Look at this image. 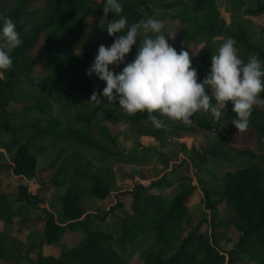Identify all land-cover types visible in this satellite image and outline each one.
<instances>
[{
    "label": "trees",
    "instance_id": "1",
    "mask_svg": "<svg viewBox=\"0 0 264 264\" xmlns=\"http://www.w3.org/2000/svg\"><path fill=\"white\" fill-rule=\"evenodd\" d=\"M44 2L43 8L30 9V0H0V14L16 23L22 39V44L11 53L13 67L5 70L8 78L0 79V131L12 136L0 148L10 153L13 174L29 179L36 176L39 155L49 148L56 151V158L50 164V179L42 182L37 192H32L26 181L18 185L15 201L23 203L18 209L12 208L13 201L2 191L0 174V260L19 262L26 258L25 264H134L121 253L128 244H134L136 249L146 236L155 233L156 240L144 255L142 264H234L241 255L249 256L256 264H264V156L259 155L264 150V107L259 108L258 105L253 108L248 126L255 137L258 152L251 148L239 149L229 144L224 136H219L216 144L202 152L198 150L193 158L196 164L212 162L216 168H229L220 177L217 198L210 195L212 182L204 184L210 221L208 218H202L195 224L190 221L189 203L197 187L192 184V178L185 177L180 179L181 188L170 202L152 192L156 185L164 182L162 179L148 186L137 183L132 190L118 193L116 203L103 216L105 219L118 207H125L121 196L131 197V212L120 217L118 238L109 232L88 228L87 194L91 193L98 199L107 198L116 185L115 167L118 164L143 163L139 152H126L118 147L117 137L108 126L119 122L115 115L123 110L119 99L110 103L103 96V89L93 87L96 73L87 74L99 46L115 41L120 35L110 36L107 31V22L119 17L110 12L105 21L103 7L106 0ZM119 2L124 9L121 15L126 17L129 27L152 17L156 9L188 5L190 15H177L174 19L182 25L181 50L189 51L192 42L202 45L204 62L196 69L200 82L210 74L217 39L234 38L238 54L245 62L255 54L264 63V46L252 41L244 22L228 23L221 15L217 0ZM256 4L250 14L264 15V0H256ZM84 16L95 17V20L89 22L82 19ZM2 26L0 21V29ZM163 32L167 37L165 28ZM141 40L142 37L138 36L125 60L118 67L109 65L110 70L118 74L127 63L133 62ZM35 72H40V79L33 77ZM94 91L101 99L99 105L91 101ZM207 91L210 94V89ZM260 98L264 99V92ZM212 103L216 104L214 99ZM232 107L229 102L221 109L219 121L210 112L207 116L202 111L194 123L212 132L221 122L227 121L234 134L238 129L232 123L236 119ZM156 115L159 117L158 113ZM148 116L146 111H141L137 117L129 116L131 135L138 139L146 137L163 141L166 134L180 136L182 132L194 129V124L181 126L182 121H171L166 117H159L164 120L165 127L158 129ZM147 149L151 150L150 147ZM86 155L96 161L95 170L90 169L86 162H79ZM64 186H67L66 191L59 196L62 221L53 211L43 207L45 241L48 244L58 241L75 221L83 224L85 236L71 249L61 250L57 256L44 255L34 245L24 254L7 253V235L11 232L14 218L31 207L42 209L40 204L45 203L42 192ZM223 203L225 208L221 213L218 207ZM206 223L211 233L203 230ZM231 225L238 230L239 237L227 256L218 246V238L223 236L218 229H228ZM187 228L190 229L188 233L181 236V230ZM33 250H36L35 258L30 256ZM167 252L168 256L165 255Z\"/></svg>",
    "mask_w": 264,
    "mask_h": 264
},
{
    "label": "rangeland",
    "instance_id": "2",
    "mask_svg": "<svg viewBox=\"0 0 264 264\" xmlns=\"http://www.w3.org/2000/svg\"><path fill=\"white\" fill-rule=\"evenodd\" d=\"M217 2L221 11V15L228 23H232L234 21H240V23L244 22L252 36V41L264 46V15L255 16L250 14V11L257 7L256 0H217ZM44 6V0H30L29 3L30 9L43 8ZM155 12L158 15L162 14V12L157 9ZM171 12H173V15L171 13L168 17L173 19L167 20V17L160 19H166L163 20V23L165 24L167 36L169 34H176L174 39L169 37L168 41L179 52L183 47V43L180 39L182 25L179 20L174 19V16L181 15L188 17L190 15V7L188 5H179L173 8ZM82 19L93 22L95 17L84 16ZM223 42L224 40L218 39L215 41L217 46L215 48L214 54L218 53V50ZM113 43L114 41H108L105 43V45L110 47ZM189 53L192 56V65L194 67L202 66L204 62V52L202 50V45H197L196 43L192 42L190 44ZM79 54H81V52H79ZM33 77L36 80L40 79V72L33 73ZM7 78L6 71H0V79L6 80ZM93 87L103 89L106 87V81L101 80L96 74V80L93 82ZM258 107L263 108L264 105H258ZM205 114L208 116L209 112ZM115 115L120 118V122L117 124L109 123L108 126L118 138L120 137L119 135L122 136V133L123 135L127 134V128H129L128 126L130 125L128 119L129 114L121 111L115 113ZM181 126L189 127V125H185L183 122L181 123ZM219 136H224L227 138V142L229 144L239 149L251 148L258 152V147L254 143L255 137L250 129L247 128L246 130L240 132L238 129L234 134H232L227 121L221 122L219 126L212 132H208L206 129L199 127L195 131L190 132L187 136H183L179 139L170 137L171 141L168 140V143H165L164 145L161 144V147H164V151H144L145 155L143 154V156L145 162L143 165L138 167H117V176L124 182V184L117 189L114 188L113 193L111 192L107 198L98 199L91 193L87 194L86 201L87 205L89 206V218L87 222L88 228L91 230L109 232L113 234L115 238H118L121 229L120 217L131 212L129 205L130 196H121L122 201L125 203V207L122 209L118 207L113 214L108 215L105 219L103 218L109 208L116 203L115 199L118 193L127 190L129 187H132V184L135 182L143 183L144 185L148 186L151 182H158L159 179H162L164 182L160 184V186L156 185L152 192L160 194L166 199V201L170 202L172 197L178 193L181 188L180 179L185 177L192 178V184L198 188L197 192L193 194L189 203L190 209L188 216L190 221L193 224L197 223L202 218H208V221H210L211 212L205 203V195L203 192V187L205 186L204 184L208 181L212 182L213 187L211 188L210 195L212 198H217L219 195L216 191L219 189L220 177H222L224 170L229 168L223 166L221 169H219L216 168L211 162L196 164L195 169L191 170L190 166H188V161L193 160L198 150L199 152H202L203 150L216 144L219 141ZM11 138V134L0 131V145L9 142ZM183 154L187 156V159L183 157L181 158V155ZM259 155L264 156V150L263 152L260 151ZM55 158L56 151L53 148H49L38 157L36 176L31 179L21 178L14 175L12 172L13 163L11 161L10 153L4 148H0L1 188L2 191L7 193L13 201V209H18L23 205L22 202L15 201L16 195L19 191L18 185L23 181H26L28 182L30 190L32 192H37L38 188L41 186V183L47 182L50 179V164ZM165 159H167V161H164ZM171 160H174L173 168L165 172L164 167L169 166V161ZM176 161H180V164L176 163ZM79 162H86L89 168L92 170H95L96 168V161L92 159L91 156L86 155L84 158L82 157ZM133 171L138 176L137 178L131 176V172ZM127 181H130L131 183H127ZM66 188L67 186L51 188L47 192H42V198L45 202L44 204H40L42 209L31 207L22 215L14 218L13 224L11 226V232L7 235V253L24 254L31 245H34L36 246L35 249L40 248L44 255L57 256L61 250L71 249L74 243L85 236V227H83V224L80 222L75 221L71 223L73 227L71 229H67V232L65 231V233L59 237L58 241H55L51 244H48L45 241V235L43 233L44 221H42V218L44 217L43 207L47 208L49 211H53L56 214L57 219L62 221V203L59 196L66 191ZM218 208L219 212L223 213L225 203L219 205ZM1 229L2 227L0 226V234L2 232ZM189 230V228L186 230H181L180 235H185ZM203 230L211 233L208 223L204 224ZM218 232L223 234L222 238H218V246L221 252L228 256L229 251L235 248V242L239 237V232L234 225H231L228 229L220 228L218 229ZM155 240L156 234L152 233L139 242L136 249L134 244H128L125 251L122 252L121 255L130 259L134 264H142L144 255L153 246ZM116 249H118V246H116ZM165 255L168 256L169 253L167 252ZM30 256L35 258L36 250H33L30 253ZM238 258V261H236L234 264H256L252 262L247 255H241ZM27 261L28 260L26 258H22L19 262H16L15 260L3 262L0 260V264H25Z\"/></svg>",
    "mask_w": 264,
    "mask_h": 264
},
{
    "label": "clouds",
    "instance_id": "3",
    "mask_svg": "<svg viewBox=\"0 0 264 264\" xmlns=\"http://www.w3.org/2000/svg\"><path fill=\"white\" fill-rule=\"evenodd\" d=\"M103 11L105 21L110 12L119 17L107 22V31L110 36L120 35L110 47L99 46L87 74L91 76L95 72L106 81L103 96L110 103L118 98L127 114L146 111L154 127L159 129L165 127L159 117L190 125L191 118L200 111L210 112L219 121L221 109L231 102L236 113L232 123L240 132L248 128L254 106L264 105V99L260 98L264 92V63L255 54L245 62L238 54L234 38H227L218 53L211 57L210 74L200 82L189 51L178 52L169 43L168 38L174 39L176 34L166 37L161 20L150 17L129 27L126 17L121 15L124 9L119 0H106ZM0 21L3 22L0 71H3L12 69L11 53L22 44V39L12 19L0 14ZM125 29L126 34L121 35ZM138 36L142 40L134 61L127 63L118 74L110 70L109 65L118 67L125 60ZM209 88L211 94L207 91ZM91 101L101 103L97 92H93Z\"/></svg>",
    "mask_w": 264,
    "mask_h": 264
},
{
    "label": "crops",
    "instance_id": "4",
    "mask_svg": "<svg viewBox=\"0 0 264 264\" xmlns=\"http://www.w3.org/2000/svg\"><path fill=\"white\" fill-rule=\"evenodd\" d=\"M157 10H160L161 12H162V14L161 15H158V14H156V12L154 13V16L153 17H155L156 19H158V20H161L162 22H163V20H169V19H173V18H169L168 16L172 13V15H173V12H171L172 11V9H157ZM164 17H167L166 19H160V18H164ZM106 46V45H105ZM193 66V65H192ZM194 67V66H193ZM197 67L198 66H196V67H194L195 69H197ZM199 68V67H198ZM123 112H125L124 110H122ZM121 112V111H120ZM141 114V111L140 112H137L136 114H134V115H128V117L129 116H131V117H137L138 115H140ZM197 117V113L196 114H194V116L191 118V120H193L192 121V123L189 125V126H191L192 124H194V129L193 130H191V131H189V132H183V133H181V135L180 136H176V135H172V134H166L165 135V139H163V141H161V140H158V139H149V138H146V137H141V138H136V137H134L133 135H131V122H130V125L128 126L129 128H127V134L126 135H123V133H122V136L121 135H119L120 137H118L117 138V145H118V147L121 149V150H123V151H126V152H136V153H140L141 155H142V160H143V163H141L140 165H143L144 164V162H145V160H144V156H143V154H144V148H145V146H146V150H148L147 148L148 147H150V149H151V152H153V151H159V150H162V151H164V147L162 148L161 147V144H165V143H168V140L169 141H171L170 140V137H173V138H175V139H179V138H181V137H183V136H187L190 132H193V131H195L197 128H199V127H197L196 126V124L194 123L195 122V118ZM119 118V117H118ZM195 119V120H194ZM119 122H120V118H119ZM188 127V126H187ZM112 130V129H111ZM115 135V134H114ZM117 137V136H116ZM162 145V146H163ZM137 146V147H136ZM148 146V147H147ZM145 150V151H146ZM145 155V154H144ZM186 158L187 159V156L185 155V154H183V155H181V158ZM170 162V164H169V166H167V167H164V169H165V172L166 171H169V170H171L172 168H173V163H174V160L172 161H169ZM176 163H178V164H180V161H176ZM140 165H137V164H134V163H120V164H118L116 167H115V169H117V167H127V166H134V167H138V166H140ZM175 165H177V164H175ZM192 165H194V169H195V167H196V162H194L193 160L191 161V160H189L188 161V166H190V169H191V166ZM192 170V169H191ZM117 173V172H116ZM132 174H131V176L132 177H134V178H137L138 176L136 175V173L133 171V172H131ZM127 183H131L130 181H127ZM137 183H139V182H135L134 184H132V187H129L127 190H132L133 189V187L135 186V184H137ZM193 183V182H192ZM124 184V182L117 176V181H116V185H115V187L114 188H119L121 185H123ZM197 190H198V188H197ZM197 190H196V192H197ZM114 191V190H113ZM113 191H112V193H113ZM126 191V190H125ZM119 192V191H118ZM118 192H116V193H118ZM156 193V192H155ZM193 196V195H192ZM192 198V197H191ZM116 201H117V199H115ZM101 201H104V200H101ZM130 204L129 205H131V202H132V199H131V197H130ZM73 227V226H72ZM67 232V231H66Z\"/></svg>",
    "mask_w": 264,
    "mask_h": 264
},
{
    "label": "built area",
    "instance_id": "5",
    "mask_svg": "<svg viewBox=\"0 0 264 264\" xmlns=\"http://www.w3.org/2000/svg\"><path fill=\"white\" fill-rule=\"evenodd\" d=\"M191 169L194 170V165L191 166Z\"/></svg>",
    "mask_w": 264,
    "mask_h": 264
}]
</instances>
